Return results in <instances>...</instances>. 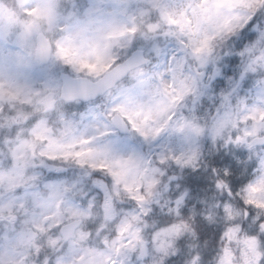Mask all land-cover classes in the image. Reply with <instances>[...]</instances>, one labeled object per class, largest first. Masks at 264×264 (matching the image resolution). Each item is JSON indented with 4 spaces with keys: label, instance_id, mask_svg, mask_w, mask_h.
Instances as JSON below:
<instances>
[{
    "label": "clouds",
    "instance_id": "1",
    "mask_svg": "<svg viewBox=\"0 0 264 264\" xmlns=\"http://www.w3.org/2000/svg\"><path fill=\"white\" fill-rule=\"evenodd\" d=\"M0 264H264V0H0Z\"/></svg>",
    "mask_w": 264,
    "mask_h": 264
},
{
    "label": "snow or ice",
    "instance_id": "2",
    "mask_svg": "<svg viewBox=\"0 0 264 264\" xmlns=\"http://www.w3.org/2000/svg\"><path fill=\"white\" fill-rule=\"evenodd\" d=\"M75 155L76 156H79V155H81V153L80 152H76Z\"/></svg>",
    "mask_w": 264,
    "mask_h": 264
}]
</instances>
